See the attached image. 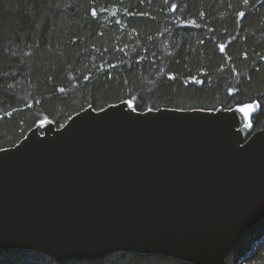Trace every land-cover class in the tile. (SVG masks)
Returning a JSON list of instances; mask_svg holds the SVG:
<instances>
[{
  "label": "water",
  "instance_id": "obj_1",
  "mask_svg": "<svg viewBox=\"0 0 264 264\" xmlns=\"http://www.w3.org/2000/svg\"><path fill=\"white\" fill-rule=\"evenodd\" d=\"M126 101L87 106L61 127L44 118L0 149V250L226 264L264 217V128L246 127L237 105L137 111Z\"/></svg>",
  "mask_w": 264,
  "mask_h": 264
},
{
  "label": "trees",
  "instance_id": "obj_2",
  "mask_svg": "<svg viewBox=\"0 0 264 264\" xmlns=\"http://www.w3.org/2000/svg\"><path fill=\"white\" fill-rule=\"evenodd\" d=\"M125 99L137 111L257 100L253 131L263 129L264 0H0V149L39 120L61 127L87 106ZM0 264L191 263L132 251L60 262L3 249ZM226 264H264V217Z\"/></svg>",
  "mask_w": 264,
  "mask_h": 264
},
{
  "label": "snow or ice",
  "instance_id": "obj_3",
  "mask_svg": "<svg viewBox=\"0 0 264 264\" xmlns=\"http://www.w3.org/2000/svg\"><path fill=\"white\" fill-rule=\"evenodd\" d=\"M245 3H247V0H244ZM95 10H93V15H95ZM240 15H243V13H240ZM221 50H223V45H221ZM87 79V77H86ZM61 91H63V89H61ZM126 103H128L129 105L133 104L132 100L126 101ZM260 105L258 103H256L255 101L252 103H244V104H238L237 105V111H239L240 113H242L245 117V119L248 121L246 124V127L251 128L253 126L252 124V113L256 111L257 108H259ZM41 123H44V121L42 120Z\"/></svg>",
  "mask_w": 264,
  "mask_h": 264
}]
</instances>
